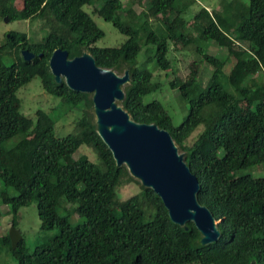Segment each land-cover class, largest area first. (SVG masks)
<instances>
[{"label": "trees", "instance_id": "trees-1", "mask_svg": "<svg viewBox=\"0 0 264 264\" xmlns=\"http://www.w3.org/2000/svg\"><path fill=\"white\" fill-rule=\"evenodd\" d=\"M16 1L0 0V18L41 20L46 33L34 39L12 30L0 44V203L17 227L19 210L36 202L42 229L59 230L33 249L24 238L14 248L8 231L0 236V261L6 252L17 264H264V174L242 172L264 165V0H226L219 12L203 6L192 22L185 13L198 0H148L157 26L134 1L20 0L21 12ZM86 5L126 34L125 42L98 46L105 31ZM211 43L225 50L211 53ZM185 47L211 65L205 85L197 70L179 75L172 54ZM57 48L70 58L90 52L119 74L129 70L122 106L137 122L168 130L184 151L200 182L198 201L218 221V240L202 244L195 223H175L163 199L142 183L139 193L120 200L119 188L138 179L100 136L93 95L56 81L50 58ZM23 50L35 57L26 60ZM156 70L173 78L158 80ZM35 77L67 114L82 113L74 132L59 135L58 120L43 110L36 121L23 113L18 91ZM167 83L189 109L179 125L160 99L146 100ZM29 138L34 148L25 152L21 144ZM84 146L95 159L85 149L75 157ZM76 212L84 220L73 224ZM3 214L0 208V220Z\"/></svg>", "mask_w": 264, "mask_h": 264}, {"label": "water", "instance_id": "water-1", "mask_svg": "<svg viewBox=\"0 0 264 264\" xmlns=\"http://www.w3.org/2000/svg\"><path fill=\"white\" fill-rule=\"evenodd\" d=\"M22 54L28 61L35 57L29 50H23ZM50 68L57 82L65 80L73 90L94 92L98 132L112 150L117 164L126 165L133 177L163 199L175 223L186 225L193 221L202 233V244L218 240L221 235L218 221L198 201L199 179L171 133L155 123L137 122L118 104V100L125 98L123 86L130 81L129 70L120 75L112 68L99 66L90 52L70 58L69 52L62 48L52 53ZM9 235L14 248L23 239L14 225Z\"/></svg>", "mask_w": 264, "mask_h": 264}, {"label": "rangeland", "instance_id": "rangeland-1", "mask_svg": "<svg viewBox=\"0 0 264 264\" xmlns=\"http://www.w3.org/2000/svg\"><path fill=\"white\" fill-rule=\"evenodd\" d=\"M122 1L125 5H129L132 1H134V9L136 10V12L139 13L142 10H146L151 16V21L153 22V24L155 26L159 25V20L156 17L152 16L154 9L149 5L148 0H143L142 3H140L139 0ZM225 2L226 0H198L185 13V17L189 20V22H192L191 20L195 13L203 6L208 7L210 11L215 10L219 12L223 9ZM16 6L21 12L23 7L20 0L16 1ZM84 8L92 14L98 25L105 31V36L96 42L98 46L114 47L119 46L123 42H125V40L127 39V35L121 32L111 21H107L98 14L93 13V7L90 5H86ZM231 12L232 9L230 8L227 13L230 15ZM42 23L43 22L41 20L21 19L6 21V19L0 18V44L4 42L6 33L12 30L25 31L34 39H40L46 33V31L44 32V30L42 29ZM224 50L225 49L221 48L219 45L213 43H211L210 45L211 53H217ZM172 55L175 60L174 63H176V66L179 68V75L181 77H186L191 71L197 70L199 73V81L204 85L207 83L209 77L213 72V69L211 65L208 64L200 54L196 53L192 47H185L180 50H174ZM145 58V50H143L139 55V60L144 61ZM6 61H9V59H6ZM230 67L231 64L227 67V71L230 70ZM155 73L157 79L163 82H167L168 80L173 78V75L171 73L168 74V72L165 70H156ZM120 75L123 74L120 73ZM224 85L226 86V88L232 89L230 87V84H228L226 81L224 82ZM93 94L94 92H92V95ZM18 95L22 100V110L24 114L31 116L36 121L38 117V110H43L58 120L56 128L59 135H65L70 132H74L76 121L80 118L82 113L79 111H71L67 114V109L61 104V99L44 90L40 77H35L29 83L22 86L18 91ZM177 95L178 91L173 90L170 87L169 83H167L163 86L162 90H159L158 92L147 96L146 100L150 101L155 98L160 99L172 115L174 124L179 125L187 115L189 109L180 102ZM262 98L264 100V96ZM242 100L244 99L239 98L238 105L245 107V102H243ZM117 102L122 106V100H118ZM198 132L199 130L193 134V136L190 138V141L195 139ZM21 147L25 150V152H29L34 148L33 140L29 138L27 141L21 144ZM83 149H85V153H87L92 159L96 158L95 152H93L87 146H84L79 151H77L75 157L80 156ZM180 152L185 155L184 151L180 150ZM242 172H251L255 176H261L264 174V165H257L252 168L245 169ZM141 183L142 182L138 180L121 186L119 188L120 200H126L127 198L139 193L142 189ZM0 208L4 213L0 220L1 236L5 235L10 230L14 215L12 213H9V206H7L6 204L4 205L0 203ZM83 220L84 218L79 212H76L71 217V222L73 224H77L78 222H82ZM16 228L22 233L23 238L25 239V244L31 249L35 248L36 245L42 244L50 237L54 236L59 230L58 227L47 230L42 229L36 202L28 206H24L19 210V213L17 215ZM0 263L17 264V262L11 257V255L6 252L1 255Z\"/></svg>", "mask_w": 264, "mask_h": 264}]
</instances>
